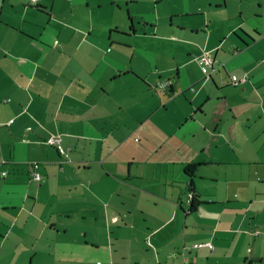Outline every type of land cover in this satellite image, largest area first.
<instances>
[{
  "label": "crops",
  "instance_id": "0c3cea01",
  "mask_svg": "<svg viewBox=\"0 0 264 264\" xmlns=\"http://www.w3.org/2000/svg\"><path fill=\"white\" fill-rule=\"evenodd\" d=\"M156 1L145 2L150 14ZM202 4L204 16L176 31L171 22L170 32L160 35L184 44L164 52L155 43L159 18L142 14L141 0H0V172H6L0 176V264H253L258 250L251 259L247 245L259 249L264 239V176L255 167V181L243 176L237 185L220 186L217 173L228 164H264L262 148L252 144L263 136L262 126L257 138L234 144L237 109L226 101L229 94L220 96L219 84L244 77L238 86L262 100L251 109L264 108V0ZM203 55L214 64L202 70ZM153 85L166 90L168 102H152ZM141 93L152 106L128 109L142 104ZM107 96L116 99L115 108ZM162 107L171 111V145L166 158L152 162L153 188L143 174L131 176V163L123 169L127 176L113 162L103 165L114 153L110 144L103 160L91 158L99 144L118 136L110 109L122 110L113 122L127 126L143 110L152 120ZM141 130L149 132L143 124ZM52 135L60 136L66 153L48 143ZM190 187L198 196L194 211ZM138 216L151 221L143 232ZM127 230L147 245L123 246ZM199 243L213 247L195 248ZM257 255L263 260L264 249Z\"/></svg>",
  "mask_w": 264,
  "mask_h": 264
},
{
  "label": "rangeland",
  "instance_id": "374dc122",
  "mask_svg": "<svg viewBox=\"0 0 264 264\" xmlns=\"http://www.w3.org/2000/svg\"><path fill=\"white\" fill-rule=\"evenodd\" d=\"M141 1H142V6L145 10L142 12V14H144L147 17L154 18V17L158 16V18H159V22H160L159 23V31H158V36L155 38V43H156V46H160L161 50H163L164 52L168 51L172 47H177V48L182 49L184 46L183 43H179V42L177 43L175 41L174 42H168L166 40H162V38L160 37L161 34H165V33L170 32V29H171L170 23L171 22L173 23L172 29H174L176 31V30L180 29L178 27L179 24H185V23H187V21H189V22L195 21L196 17H199L201 15L204 16L205 12L207 11V9L205 10L203 8V4H202L203 0H157L155 3H153L157 7V9H156L157 14L154 12L150 14V11H149L150 10V4H145V2L149 1V0H141ZM214 7H215V5H214ZM199 8L202 10L201 12L199 11ZM194 9L197 12L195 14H192V15H185V16H181L180 14L179 15H173L174 12L179 13V12H183V10L186 11V10H194ZM171 10H172V13H171ZM218 10L221 13L225 14L226 16L229 13L227 9L225 10L224 6H222L221 9L219 8ZM124 11H125V9H124ZM134 12L135 11H133V13ZM124 13H126V12H124ZM143 28H145V26L142 27V29ZM129 31L131 32V30L127 26V32H125V33L128 34ZM141 31L142 30H139L138 34L140 35L139 36L140 38H143V34H142L143 32H141ZM187 31L190 32L189 29H187ZM201 38H202V34H199L197 36V39L202 41ZM145 40H148V39H145ZM141 51H142V54H145V53L152 54L150 52L145 51L143 48ZM232 55H234V54H232ZM201 69L203 70L202 67H201ZM189 73H190V71H189ZM164 74H165V76H167L166 73H164ZM238 78H239V81L237 83L231 84V81H230L229 86H223V85L219 84V88H224V89L220 90V92H221L220 96L225 95V94H229V95H227L226 101L228 103H230L231 105H233V107H235L237 109L236 112H237V119H238L239 124L235 125V126H237V125L238 126H237V131H233V135H234L236 142L238 141L239 143H234V144L241 146L243 144V140L246 139L247 136H249L253 139L257 138V136L253 135V134L258 132L259 128L262 126V128H261L262 131L260 130L261 131L260 133L263 136H260V137H258V139L252 141V144L256 148L261 147L262 153L264 154V143H263V141H264V108L261 107L259 110L258 109H251L253 106L258 105V102H261L262 100L258 101L255 90L250 89V90L244 91L242 87L238 86V85H240V83H242L241 81L243 79H245L244 77H238ZM159 80H160L159 82H161V84L164 81L161 78ZM152 87H153L151 89V91L153 93L152 97L155 98L154 101H152V102H155V103L158 102L159 104H165V103H161L159 101V98H161L163 101H167V102L169 101V95L165 92L166 91L165 89H162L159 85H158V87L155 85H153ZM212 87H213V85H212ZM214 88L216 89L215 86H214ZM232 93H234L235 95H233ZM96 98H99V97H96ZM140 98L142 99V104L130 103V106H128V109H130L131 106L140 108L141 107L140 105H143V107H141L140 109H144L145 106H147V108L152 106L150 104V100H147L151 97L145 98V95L143 93H141ZM108 99L111 101V106L113 108H115L116 103H117L116 99H114V97H112V96L108 97ZM222 100L223 99H219V100L215 99V100H213V102L216 103V102H219ZM126 101H128V97L125 98V102ZM244 103H245V105H243ZM168 106L170 107V105H168ZM113 108L110 109L109 112L115 113V114L113 116H110V115L109 116L112 117V120H111L112 128H114L115 132L117 131L115 135H118V136L116 138H113L111 136L109 138V141L107 143H105V145L103 143L99 144L97 147V150L93 151L90 156L92 159H97V158L101 157L100 160H103L102 157H104V155L108 152L109 146L111 145V148L109 151L114 152V153L112 154L110 160L105 161V163L103 165H105L106 168H110V166H112V162H113L115 168L118 169L119 171L123 172V174L125 176H127L126 175L127 173L125 172V170L123 171V169H124L125 165L129 166V163H131L130 164L131 176L135 177L136 174H138V175L143 174L145 178H143L142 180L145 179L144 181H145L148 188H153L152 184H148V183L152 182V181L148 180L150 173L154 170V167L152 166V162L155 160L156 156H159V158H160V156L165 155L167 153L166 149L168 148L169 145H171L170 144L171 141L169 140L170 128H169V122L167 121V119L170 120L171 111L170 110L167 111V109H165V107H162L158 113L154 114V117L152 120H150V119L148 120V116L145 114V110H143V114H139L142 117L141 119H136V121L132 120L129 123V125L124 126V125H119V122H116V123L113 122L117 118V116H119L122 112V110L118 109L116 111V110H113ZM165 112H168L169 116L164 115ZM242 112H244V114ZM105 116L108 118L107 114ZM247 116H250V119H247L246 118ZM128 119H129V116H128ZM229 123L230 122H228L227 125L225 126V130L226 129L228 130ZM142 124L145 126V129H146V127H147V129H149V132L147 134H145V132L147 130H141ZM225 124H226V122H223L222 125H225ZM135 137H137V139L139 138V141ZM108 144H110V145H108ZM100 149H102L103 152ZM223 150L227 151V147L224 146ZM164 158H166V155L164 156ZM231 158L235 159V157H231ZM242 158L243 157L240 155L239 159H242ZM260 160H264V156L260 157ZM96 165H97V167H101L100 164L95 163V166ZM210 167H212V166H210ZM255 167H256V169L258 168L259 172L262 174V176H264V164H258L256 166H254V165L253 166H247V165H243V164H228L225 166V168L220 167L219 172L217 173V176L219 177V183H220L219 185L220 186H224L225 184H228L230 186L231 185H237V181L240 180L241 178H243V176L249 178V180L255 181L256 174H255V172H253ZM155 170H157V167H155ZM156 176H159V175L157 174ZM181 178H184L185 180L189 181V179L187 177L182 176ZM233 181H235V182H233ZM207 185H210V183H207ZM181 186L184 187V189H185L188 186V184L182 183ZM126 203H130V200H126ZM145 209L147 210V208H145ZM146 215H148V214H146ZM142 217H145L146 219L149 217L138 216V219H140V221L137 222L138 230L143 232L146 230V228L148 226H151V221L147 220L146 222H143L144 218H142ZM256 231H257V227H255L253 229V232H255V234H257ZM132 233H133V231L127 230V232L125 233V236L121 239V241H125L123 243V246L129 245L130 243H133V245L136 247H145L147 245L146 241H142L141 238H139L138 240H135L134 234H132ZM256 236H258V235H256ZM114 238L115 237H113L112 241L115 244V241H117V240H115ZM235 245H236V243H234L232 245L233 246L232 249L236 248ZM115 246H117V245H115ZM195 246H196L195 248L204 247V246L209 247V246L204 245V244L203 245L197 244ZM256 246H257V243L252 244V242L248 243V245H247V247H249L247 249L249 251V253H247V254L249 255V257L251 259H252V256H254L252 254L253 248H256L258 250L257 254L259 253V251L264 249V239H262L258 243L259 249ZM164 247H166V246L164 245ZM212 247H210V248H212ZM150 248H153V246L151 245ZM151 250H152V253H154L153 249H151ZM257 254L255 255V259H253V264H264V258H263V260L258 261L257 259L259 257H257L258 256ZM249 257L247 256V258L245 260L247 261ZM144 260H145L144 263L148 264V261L146 259H144ZM246 264H248V262Z\"/></svg>",
  "mask_w": 264,
  "mask_h": 264
},
{
  "label": "built area",
  "instance_id": "2783aa9c",
  "mask_svg": "<svg viewBox=\"0 0 264 264\" xmlns=\"http://www.w3.org/2000/svg\"><path fill=\"white\" fill-rule=\"evenodd\" d=\"M33 2H36L37 0H32ZM212 59L210 57H208L207 55H203L202 57L198 58V63L199 65L203 68V69H206L209 65H212ZM232 81L233 83H237L238 82V79L236 78V76H233L232 77ZM167 83H162L160 84L161 87H164L166 86ZM48 143L51 144V145H55L58 149V151L60 153H66V148L63 147L62 143H61V138L59 135H52L50 136V138L48 139ZM6 175V172L5 171H2L0 172V176H5ZM34 178L35 179H40V175L38 173H35L34 175ZM192 198V194H188L187 196V201H190ZM207 245L209 247H212L211 243H199L198 245Z\"/></svg>",
  "mask_w": 264,
  "mask_h": 264
},
{
  "label": "trees",
  "instance_id": "16d2710c",
  "mask_svg": "<svg viewBox=\"0 0 264 264\" xmlns=\"http://www.w3.org/2000/svg\"><path fill=\"white\" fill-rule=\"evenodd\" d=\"M213 64H214V61H212V65L211 66H213ZM192 184V183H191ZM189 194H192V198H191V200L190 201H188V204H189V211H194L199 205V202H198V200H197V195L195 194V191H194V189H193V187H190L189 189Z\"/></svg>",
  "mask_w": 264,
  "mask_h": 264
}]
</instances>
